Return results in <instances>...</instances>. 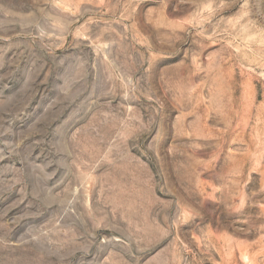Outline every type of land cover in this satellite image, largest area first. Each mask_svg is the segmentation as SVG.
<instances>
[{
  "label": "rangeland",
  "instance_id": "rangeland-1",
  "mask_svg": "<svg viewBox=\"0 0 264 264\" xmlns=\"http://www.w3.org/2000/svg\"><path fill=\"white\" fill-rule=\"evenodd\" d=\"M0 264H264V0H0Z\"/></svg>",
  "mask_w": 264,
  "mask_h": 264
}]
</instances>
